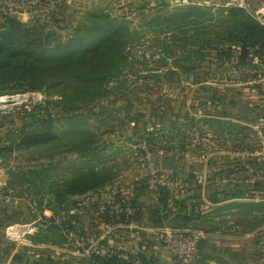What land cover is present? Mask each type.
<instances>
[{
  "label": "rangeland",
  "instance_id": "1",
  "mask_svg": "<svg viewBox=\"0 0 264 264\" xmlns=\"http://www.w3.org/2000/svg\"><path fill=\"white\" fill-rule=\"evenodd\" d=\"M226 1L229 4L224 5V0L206 4L105 0L99 10L85 12L79 21L88 25L109 18L125 26L127 35L116 50L112 79L83 91L68 88L63 98L52 92L47 96L43 90L0 95V143L7 131L22 122L25 110L44 106L46 101L58 137L46 146L0 155V178L7 177L9 196L20 198L9 201L13 210L5 219L13 222L12 238L56 245L69 240L54 234L38 210L54 198V183L83 169L104 170L113 177L97 195L119 188L142 193L135 190L137 184L151 191L148 180L170 159L176 160L178 176L197 181L195 188L201 187L206 200L223 199L235 191L249 197L256 188L264 189V63L256 59L253 67L238 69L232 60L215 58L213 50L206 49L205 56L199 57L198 43L194 44L201 24L209 33L217 11L228 6H238L264 22L262 14H254L250 0H241L240 5V0ZM33 27L68 38L76 26L39 22ZM184 35L187 41L182 42ZM193 74L197 76L190 83L187 77ZM91 139L89 147L97 152L79 157L74 146ZM42 164L51 170L42 182L41 178L32 184L23 182L26 171ZM16 173L22 174L15 177ZM208 202H197L202 217L186 223L187 230L241 229L244 218L237 207L235 212L216 211ZM48 211L43 212L46 218Z\"/></svg>",
  "mask_w": 264,
  "mask_h": 264
},
{
  "label": "trees",
  "instance_id": "2",
  "mask_svg": "<svg viewBox=\"0 0 264 264\" xmlns=\"http://www.w3.org/2000/svg\"><path fill=\"white\" fill-rule=\"evenodd\" d=\"M209 30L201 24L194 35L195 46L198 43L199 57L205 56L204 50H213L216 52L215 58L224 62L232 60L238 69L243 70L253 67L256 59L264 63V22L246 13L242 8L228 6L219 9L213 21V29L207 33ZM125 34L127 35L125 26L109 18L103 23L88 25L83 24L81 20L68 38H62L53 31L45 33L14 18H7L0 25V95L43 90L47 96L52 92L53 96L63 98L68 88L83 91L99 83H106L115 75L113 69L116 67V50L122 44ZM181 41H187L185 35ZM187 71L189 70L186 69L184 73L187 74ZM195 76L197 75L188 76V81L194 83ZM45 103L44 106L23 112L22 122L15 128L11 126L13 129L3 136L0 155L46 146L58 140L53 131L55 117L50 111V101ZM93 141L91 139L87 143H77L74 152L81 158L95 154L97 151L89 147ZM50 171L48 164L29 169L22 175L23 182L32 184V180L37 178H41L42 182V178ZM21 174L16 173L14 176ZM112 178L104 170L91 168L83 169L67 180L57 181L52 191L54 198L50 199L46 207L40 205L38 211L41 219L48 223L54 234L59 232L62 237L72 234L80 238L82 232L78 225L75 226L78 219L74 214L70 215L71 211L80 209V202L75 197L98 193ZM154 192L159 197V203L165 208L171 200L170 191L158 188ZM240 195L241 191H235L223 199L210 200L221 202L238 198ZM196 199L195 195L189 194L179 201L173 199L172 207L178 211L174 213L171 208L167 210L172 215L169 221L171 227L186 229V223L200 218L194 209ZM120 200V195H116L113 202ZM126 204L120 205L121 212L118 217L124 222L136 220L134 204ZM248 205L252 209L255 206L254 203ZM104 207L105 210L100 211L98 205H93L102 218H105L103 214L110 213L106 205ZM261 207L264 209V204ZM127 208L132 211L131 214L126 212ZM44 210L51 211L52 217H44ZM156 211H152L153 216ZM108 252L107 255L93 253L91 258L98 264H134L136 260L149 264L138 254ZM121 255H126L128 259H123Z\"/></svg>",
  "mask_w": 264,
  "mask_h": 264
},
{
  "label": "crops",
  "instance_id": "3",
  "mask_svg": "<svg viewBox=\"0 0 264 264\" xmlns=\"http://www.w3.org/2000/svg\"><path fill=\"white\" fill-rule=\"evenodd\" d=\"M32 1L37 0H0V25L7 18H14L27 26L46 22L50 27L59 24L75 27L85 12L99 10L105 0H55L49 8L43 10L30 4ZM193 1L197 4L210 2V0ZM224 3V5L229 4L226 0ZM250 3L254 14L264 16V0H250ZM176 170L177 167L174 172ZM7 183V177L0 178V264H98L91 258L93 248L138 254L149 264H174L173 255L162 238V233L171 230L197 233L199 239H204V246L199 249V255L193 264H264V209L261 207L264 204V189L261 188H256L257 191H253L254 194L249 197H243L241 192L238 198L221 202L206 200L201 187L187 193L197 197L194 209L200 217L202 213L196 209L200 202L203 205H207V201L212 202L216 211L217 208L233 210L237 207L236 211L240 210V216L244 218L239 225L241 229L227 233L171 227L169 221L172 215L167 210L171 208V211L176 213L178 209L172 207L173 199L178 201L184 199L186 193L170 192L171 200L165 208L159 203V197L154 191L148 190L146 186L140 187L141 185L138 184L135 185V190H140L142 193L135 195L119 188L115 191L110 190L107 194L79 196L80 209L71 211L70 215L74 214L78 219L75 226L78 225L82 236L79 238L65 234L69 240L62 245H56L36 244L29 239L21 240V238L11 241L7 238V229L13 225L10 221L6 223V218L13 210L8 206L11 203L9 201L20 199L18 195L9 196L11 191L7 188ZM116 195H120L121 200L114 203ZM127 202L134 204L137 219L124 222L120 220L118 214L121 212L120 205ZM250 203L255 204L253 209L248 205ZM93 205L95 207L98 205L100 211L105 210L104 205H106L110 213L103 214L105 218H102ZM154 210H157L155 216L152 212ZM48 212L50 215L47 218L52 217V212ZM126 212L132 213L128 208ZM15 216L18 217L17 214ZM17 221L16 219L14 223H18ZM246 224L248 227L243 229ZM76 239L80 241V245L76 244Z\"/></svg>",
  "mask_w": 264,
  "mask_h": 264
},
{
  "label": "built area",
  "instance_id": "4",
  "mask_svg": "<svg viewBox=\"0 0 264 264\" xmlns=\"http://www.w3.org/2000/svg\"><path fill=\"white\" fill-rule=\"evenodd\" d=\"M55 0H37L35 2H30L43 10L50 7L51 3ZM242 1L240 0L237 5H240ZM244 5V3H243ZM197 182V181H196ZM194 179H189L186 177L178 176L174 170H169L164 167H160L155 172V175L148 180V187L151 191H156L158 188H165L171 193L182 192L189 193L196 187ZM11 229L8 228L6 235L11 241L16 239L12 238ZM162 238L164 243L168 246V249L173 255L174 264H193L199 255V249L197 247L198 236L192 232L183 231H168L162 233ZM77 245H80L79 240H75ZM92 252L95 255H107L108 250L102 248H93ZM123 259H128L126 255H121ZM134 264H145L140 260H136Z\"/></svg>",
  "mask_w": 264,
  "mask_h": 264
},
{
  "label": "water",
  "instance_id": "5",
  "mask_svg": "<svg viewBox=\"0 0 264 264\" xmlns=\"http://www.w3.org/2000/svg\"><path fill=\"white\" fill-rule=\"evenodd\" d=\"M162 166L164 168H166V169L174 170L175 167H176V160L175 159L165 160V161L162 162ZM204 243H205L204 239H199L197 241L198 249L201 250L203 248V246H204Z\"/></svg>",
  "mask_w": 264,
  "mask_h": 264
}]
</instances>
